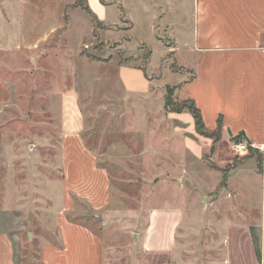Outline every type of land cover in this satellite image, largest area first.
<instances>
[{"label":"rangeland","instance_id":"obj_1","mask_svg":"<svg viewBox=\"0 0 264 264\" xmlns=\"http://www.w3.org/2000/svg\"><path fill=\"white\" fill-rule=\"evenodd\" d=\"M127 4L132 23L121 20L109 28L99 24L92 33L87 31L89 16L79 8L70 11L76 23L68 29L73 48L82 38L87 43L70 59L74 75L67 73L68 59L39 60L37 70L31 69L23 56L0 54V76L13 75L16 95L15 102L0 113V207L14 206L8 200L9 194L13 184L17 186L26 175L44 182L34 186L32 204L19 206H23L22 213H18L23 225L24 262L39 264L40 240L33 237L29 242L27 232L39 231L37 226L43 230L39 221L42 211L56 210L60 205L56 195L42 199L40 192L60 177V95H67L68 90L63 89L74 87L80 95L85 144L109 171L118 208L140 213L138 217L107 221L108 226L98 218L86 220L93 230L104 235L108 249L114 246L106 253L109 264L120 260L127 264L133 257L129 249L132 234L145 224L143 214L165 204L175 206L183 214L177 233L178 260L222 264L229 256L224 246L230 241L229 229L241 254V264H264V196L260 184L250 181L234 188L232 184L233 170L246 158H253L254 171H260L261 155H234L228 142L222 146L220 138L200 132L193 116L174 102L184 98L177 83L181 73L186 78L193 74L192 69L179 65L189 62L183 27L185 2L175 0L169 11L161 1L168 30L162 21L151 25L138 0H128ZM170 35L178 43L176 59ZM174 59L177 64L173 65ZM128 62L145 68L151 82L148 93L140 95L123 89L120 75L130 85L141 76L131 66L118 70L120 64ZM208 139L211 145L206 146L203 142ZM198 145L200 152L195 153ZM26 162L32 163L28 172L24 171ZM245 173L242 170L240 174L241 183ZM45 221L53 227L52 219ZM41 232L42 237H49L47 231ZM253 237L260 249L258 260L253 254Z\"/></svg>","mask_w":264,"mask_h":264},{"label":"crops","instance_id":"obj_2","mask_svg":"<svg viewBox=\"0 0 264 264\" xmlns=\"http://www.w3.org/2000/svg\"><path fill=\"white\" fill-rule=\"evenodd\" d=\"M138 1L151 25L162 21L166 30L169 29L165 13L161 14V1L170 11L169 7L175 0H153L150 4L148 0ZM183 1V27L189 62L179 65L192 69L194 74L186 78L181 73L177 82L180 94L195 102L208 131L217 128L218 120L221 122L220 143L224 146L228 142L231 153V141L243 132V136L252 143V148L261 155L263 168L256 172L255 160L244 159L233 170V188L237 184L255 181L260 184L264 196V0ZM74 2L0 0V54L11 58L23 56L31 69H37L39 60L68 59L67 73L74 75L70 59L87 44L83 38L78 41L76 49L71 44L68 29L76 23L70 11L79 8L73 6ZM127 2L87 0L104 28L114 27L121 20L132 23L133 16ZM89 18L90 30L87 31L92 33L95 24ZM170 38L175 44L172 53L176 59L178 43L171 35ZM126 66L136 68L141 76L130 85L120 75L123 89L140 95L148 93L151 82L142 69L128 62L120 64L118 70L127 69ZM12 76H0V113L16 100ZM63 90H68V93L60 95L63 114L58 132L60 177L50 181V188L40 192L42 199L56 195L60 205L56 210L42 211L43 215L38 219L41 225L43 223V230L38 226L39 231L30 230L27 240L31 242L33 237L39 238V264H109L106 253L114 250V246L108 249L104 235L93 230L86 220L98 218L104 226H108L107 221L126 216L138 217L140 213L118 208V197L114 195L109 171L99 163L98 154L85 144L80 95L74 87ZM188 135L193 139L192 135ZM203 143L211 145V140ZM199 149L198 145L195 153H199ZM25 165L24 171L28 172L32 163L26 162ZM242 170L246 173L241 183ZM43 183L40 179L34 181L32 175H26L17 186L13 184L14 189L9 194L8 200L14 206L0 207V264H31L28 260L24 262L22 257L23 225L18 212L22 213L23 206L20 205L33 203L34 186H42ZM142 217L145 219L144 226L132 234L133 242L129 249L133 257L125 263L188 264L176 258L180 250L177 233L183 220L182 210L173 205H159L148 209ZM46 218L52 219L53 227L48 226ZM41 231H47L45 234L49 237H42ZM227 232L230 241L224 246L229 256L222 264H241V254L233 244V232L229 229ZM253 254L258 260L254 245ZM117 264L124 262L120 260Z\"/></svg>","mask_w":264,"mask_h":264},{"label":"trees","instance_id":"obj_3","mask_svg":"<svg viewBox=\"0 0 264 264\" xmlns=\"http://www.w3.org/2000/svg\"><path fill=\"white\" fill-rule=\"evenodd\" d=\"M102 3L104 2V0H100ZM73 6H77L80 9H82L86 14H88L92 21L94 22L95 25H99L101 24V22L98 20V18L96 17V15L93 13V11L90 9V7L88 6L87 0H75V2L73 3ZM151 54L150 50H149V55ZM173 65L177 62L175 61V59L173 60ZM142 69V71L145 73L146 75V71L145 68L143 66L140 67ZM194 74V73H193ZM171 89H169L170 91ZM169 99V96H167ZM176 102V104L178 103L181 107V111L182 110H186L187 112H189L193 118L196 120V124L198 127V130L202 133H207V135H209L210 137H215L216 140H218L220 138V131H221V122L218 120L217 123V128L213 131H208L205 126L204 123L202 121V117L200 114V111L198 109V107L196 106L195 102L191 99V98H183L180 101H174ZM171 103V102H170ZM243 136V132H240V134L237 136V139H239L240 137ZM249 154H258L260 156L259 153L256 152V150H254L252 147L249 148L248 150ZM262 158L261 161L258 163V168L261 171L262 170ZM224 183V181L222 182V184ZM253 243L255 246V252L257 257H260V249L258 246V242L257 239L255 237H253Z\"/></svg>","mask_w":264,"mask_h":264},{"label":"built area","instance_id":"obj_4","mask_svg":"<svg viewBox=\"0 0 264 264\" xmlns=\"http://www.w3.org/2000/svg\"><path fill=\"white\" fill-rule=\"evenodd\" d=\"M252 147V143L244 136L231 141V150L234 155H244Z\"/></svg>","mask_w":264,"mask_h":264}]
</instances>
